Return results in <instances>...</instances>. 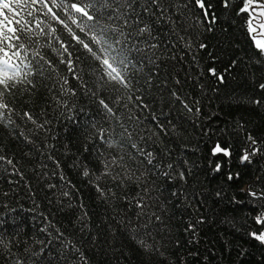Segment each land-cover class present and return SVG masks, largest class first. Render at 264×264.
I'll return each instance as SVG.
<instances>
[{"label":"trees","instance_id":"1","mask_svg":"<svg viewBox=\"0 0 264 264\" xmlns=\"http://www.w3.org/2000/svg\"><path fill=\"white\" fill-rule=\"evenodd\" d=\"M207 5L212 6L209 11L215 12L218 22L213 31L199 37L208 45L205 50L192 48L185 54L179 45L168 47L172 38L161 26L157 39L165 45L155 50L153 71L158 75L145 96L152 111L136 113L149 131L156 133L146 148L163 164L172 163L186 173L185 181L175 175L169 180L160 170L142 177L141 187L145 179L151 181L150 195L158 201L155 211L162 218L153 225L155 239L149 242L165 251L168 264H181V258L183 264H264V245L247 235L251 231L249 209L257 201L235 202L250 200L245 195L249 188L264 190V107L244 102L248 97H264L257 88L264 82V57L252 49L243 20L235 15L233 6L224 8L221 0H206ZM191 11L201 12L196 7ZM232 61L236 64L225 73V82L217 85L207 69L224 72ZM150 67L137 75H147ZM58 68L64 72L63 65ZM85 79L92 87L90 75ZM70 86L77 87V82L70 81ZM172 91L186 98L193 112L183 110L172 98ZM24 101L21 107L33 111L38 119H42L41 109H47L52 123L49 133L32 137L35 143L14 139L0 127V149L18 161L22 174L9 176L0 171V232L15 234L18 247L27 246L29 264H80L77 253L64 249L54 238L61 232L85 254L89 264H159L160 257L141 248L122 223L137 212L123 199V195L132 198L136 185H129L123 193L117 190L116 199L105 201L89 183L92 177L81 174L80 162L94 169L96 149L103 150L96 143L93 121L108 127L94 99L78 89L66 108L57 107L47 89L38 84ZM153 113L167 127V133H159L149 123ZM249 135L257 141L255 147L260 152L242 163ZM217 143L231 155H212ZM49 156L59 162V168ZM217 164L221 165L219 172L214 171ZM230 173H239V179L229 181ZM60 176L75 186L71 201L60 195L65 190ZM49 184L57 187L50 190ZM173 192L178 195L173 196ZM80 203L86 205L90 217L83 231L77 219ZM200 217L203 223H197ZM49 221L54 227L41 231ZM190 224L196 225L195 235L186 230ZM41 241L45 242L44 252H40Z\"/></svg>","mask_w":264,"mask_h":264},{"label":"snow or ice","instance_id":"2","mask_svg":"<svg viewBox=\"0 0 264 264\" xmlns=\"http://www.w3.org/2000/svg\"><path fill=\"white\" fill-rule=\"evenodd\" d=\"M221 4L224 8L234 7L235 15L243 20L242 27L252 49L259 57H264V0H221ZM192 7L200 9V14L193 13ZM211 7L206 6V0H0V127L14 139L35 143L32 137L49 133L52 123L47 109H41L42 119H38L33 111L21 107L24 98H30L38 84L47 89L57 107L66 108L78 89L87 92L108 127L98 126V122L93 121L96 143L103 150L96 149L97 165L94 169L80 162L81 174L92 177L89 183L105 201L116 199L117 190L123 193L129 185H136L137 191L132 198L123 195V199L137 212L122 223L141 248L160 257L159 264H168L166 253L149 242L155 239L153 225L162 222L155 211L159 203L150 195L152 189L148 185L151 181L145 179L143 187L140 182L153 170L162 171L169 180L175 175L179 181L186 180V173L177 170L172 163L163 164L154 152L146 148L156 133L150 132L149 126L136 113L152 111L145 103V96L154 86L153 77L158 75L153 71L157 60L155 50L165 45V41L157 39L161 26L172 38L168 47L179 45L185 54L192 48L205 50L208 45L199 37L204 32L213 31L218 22L215 12L209 11ZM149 64L152 67L148 68L147 75L138 76ZM235 64L236 61H232L224 72H218L215 67H209L207 72L218 85L225 82V73ZM58 65H63V73ZM88 75L93 81L92 87L85 79ZM48 81L50 86L46 83ZM70 81H76L77 87H71ZM200 87L203 90V86ZM257 88L264 92V82ZM212 90L217 89L214 87ZM171 96L183 110L193 112V107L179 92L172 91ZM244 102L264 107V97H248ZM149 123L154 124L161 134L168 131L154 113ZM247 140L249 144L241 157L242 163L260 152L251 135ZM217 154L231 155L219 143L212 149V155ZM48 159L60 167L54 157L49 156ZM17 164L12 155L0 149V171L9 176H20ZM220 170L221 165L217 164L214 171ZM227 179H239V173L235 176L230 173ZM60 180L64 182L65 189L60 195L71 201L75 186L64 176H60ZM56 187V184L48 185L50 190ZM172 195L178 193L173 192ZM245 195L251 199L235 202L257 201L249 209L251 223L248 227L251 231L247 235L264 245V190L252 191L249 188ZM78 207L80 215L77 219L83 231L90 217L86 205L80 203ZM203 222V217L197 221ZM50 227H54L51 221L41 231ZM186 230L195 235L196 225L190 224ZM63 237L61 232L54 238L60 240L64 249L74 250L80 264H89L85 254ZM40 243V252H44L45 242ZM47 243L51 244L52 240ZM28 253L27 246L18 247L15 234L0 232V261L4 264H29Z\"/></svg>","mask_w":264,"mask_h":264}]
</instances>
